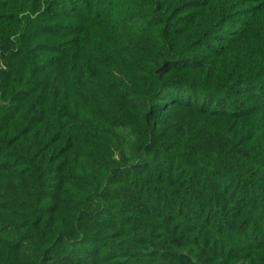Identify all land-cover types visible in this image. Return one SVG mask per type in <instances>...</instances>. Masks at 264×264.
<instances>
[{
    "label": "trees",
    "instance_id": "obj_1",
    "mask_svg": "<svg viewBox=\"0 0 264 264\" xmlns=\"http://www.w3.org/2000/svg\"><path fill=\"white\" fill-rule=\"evenodd\" d=\"M0 264H264V0H0Z\"/></svg>",
    "mask_w": 264,
    "mask_h": 264
}]
</instances>
